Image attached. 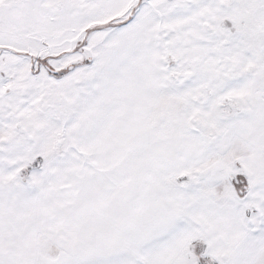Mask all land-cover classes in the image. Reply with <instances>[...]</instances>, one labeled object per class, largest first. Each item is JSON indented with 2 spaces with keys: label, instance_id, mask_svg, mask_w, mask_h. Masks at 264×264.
Returning <instances> with one entry per match:
<instances>
[{
  "label": "snow or ice",
  "instance_id": "6c2138e0",
  "mask_svg": "<svg viewBox=\"0 0 264 264\" xmlns=\"http://www.w3.org/2000/svg\"><path fill=\"white\" fill-rule=\"evenodd\" d=\"M0 264H264V0H0Z\"/></svg>",
  "mask_w": 264,
  "mask_h": 264
}]
</instances>
